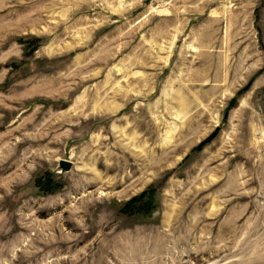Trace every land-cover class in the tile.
I'll use <instances>...</instances> for the list:
<instances>
[{
  "label": "rangeland",
  "instance_id": "1",
  "mask_svg": "<svg viewBox=\"0 0 264 264\" xmlns=\"http://www.w3.org/2000/svg\"><path fill=\"white\" fill-rule=\"evenodd\" d=\"M0 264H264V0H0Z\"/></svg>",
  "mask_w": 264,
  "mask_h": 264
},
{
  "label": "water",
  "instance_id": "2",
  "mask_svg": "<svg viewBox=\"0 0 264 264\" xmlns=\"http://www.w3.org/2000/svg\"><path fill=\"white\" fill-rule=\"evenodd\" d=\"M58 165L62 171H68L71 168L72 163L67 160H60Z\"/></svg>",
  "mask_w": 264,
  "mask_h": 264
},
{
  "label": "trees",
  "instance_id": "3",
  "mask_svg": "<svg viewBox=\"0 0 264 264\" xmlns=\"http://www.w3.org/2000/svg\"><path fill=\"white\" fill-rule=\"evenodd\" d=\"M144 194L142 193L141 195H140V197H142ZM139 200V197L138 198H134L133 200H131L130 202H129V204L128 205H130L131 204V202H136V201H138ZM144 205H145V203L144 204H141V208H144Z\"/></svg>",
  "mask_w": 264,
  "mask_h": 264
}]
</instances>
